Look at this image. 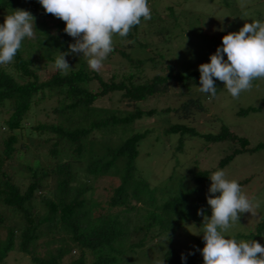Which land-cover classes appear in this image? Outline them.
<instances>
[{"label":"trees","instance_id":"16d2710c","mask_svg":"<svg viewBox=\"0 0 264 264\" xmlns=\"http://www.w3.org/2000/svg\"><path fill=\"white\" fill-rule=\"evenodd\" d=\"M15 9L30 11L37 31L34 39L22 41L13 63L0 65V124L4 130L0 131V264L14 251L27 255L31 264H135L136 253L144 255L152 245L172 243L182 223L193 216L192 208L211 211L208 194L204 198L200 194L207 190L213 170L237 154L264 148V141L249 146L245 136L224 124L216 133L198 132L186 124L187 118L205 107L197 91L199 68L179 69L162 51L182 25L172 6H166L170 20L151 12L152 19L142 20L126 38L114 36V51L106 60L125 63L131 70L121 77L111 73L106 78L91 70L82 54L66 57L71 69L61 75L55 58L75 42L63 31L65 22L46 14L38 0H0V11L6 15ZM47 18L57 20L54 32ZM166 49L171 51L170 45ZM47 67L53 69L47 71ZM147 68L163 72L149 77L143 75ZM221 84L215 80L216 87ZM173 89L175 98L181 94L184 98L165 110L186 121L169 122L164 133H179L177 149L182 148L184 136H198L208 144H230L211 169L198 168L194 160L188 169L194 186L181 175L176 186L161 188L152 185L137 167L138 144L145 133L134 131V122L154 112L141 109L140 102ZM116 93L130 108L97 103ZM257 109L247 106L238 112ZM40 111L43 116L37 117ZM24 136L31 143L22 141ZM35 138L39 140L33 142ZM21 156L27 158L21 160ZM100 178L109 187L106 195L95 196L93 183ZM248 181L249 177L238 180L240 185ZM157 188L162 195L156 194ZM245 233L228 238L257 241L264 233V214L253 231ZM194 246L202 249L203 239ZM178 248L165 249L162 260L199 264L203 258L194 257L193 248L187 252ZM182 253L186 261L181 260Z\"/></svg>","mask_w":264,"mask_h":264},{"label":"rangeland","instance_id":"374dc122","mask_svg":"<svg viewBox=\"0 0 264 264\" xmlns=\"http://www.w3.org/2000/svg\"><path fill=\"white\" fill-rule=\"evenodd\" d=\"M229 1L231 2L229 6H225L221 0H148L151 12H155L161 18L170 20L166 6H172L175 14L179 16L182 25L180 28H176V37L170 40L171 51L166 49L169 46L167 44H163L162 47V51L168 58L174 60L177 68L186 70L199 68L200 64L210 62V55L216 52L218 46H222V37L228 32H237L245 22L251 23L252 20L264 22V0H246L244 9L240 7L241 0ZM244 12H247L248 15L245 16ZM5 16L6 14L0 11V24L4 23ZM212 22L214 25L210 27ZM47 23L51 32L57 29L56 19L47 18ZM166 37L167 35L164 36V39H167ZM149 39L157 40L155 37ZM224 58L227 59L226 55ZM51 69L53 68L47 67V71ZM130 70V67L125 63L105 60L100 73L105 78L111 73H116L118 77H121L122 74ZM161 72H163L161 68L155 70L147 68L143 75L151 77L154 73ZM92 87L95 89L96 84H92ZM194 90L196 91V88L191 89L192 92ZM175 92L173 89L170 93L152 96L140 102L141 109L145 111L154 109V112L138 118L134 122V131L145 133L144 138L138 144L137 167L143 170V175L152 185L161 188L176 186L181 175H185L190 186H194L196 183L192 181L188 171L190 167L194 166V160L197 161L198 168L211 169L217 165V160L229 151V142L208 144L198 136H184L182 148L180 150L176 148L179 133H164L169 122L186 121L176 117L177 115H173L171 111L165 110L168 106H175L180 98H184V94L179 95L180 98H175ZM200 94L205 109L203 112L187 118V125L195 127L198 132L216 133L219 131L220 125L224 124L235 133L245 136L249 141V146L264 141V80L253 81V88L250 91L242 92L238 99L231 97L223 83L217 86L215 98L209 99V95L202 92ZM118 97L116 93L99 99L97 103L104 106L130 108L127 106L128 103L123 100L119 101ZM44 106L48 109L50 103ZM247 106L258 109L245 114L238 112L239 109ZM36 114L37 117L43 116L42 111ZM31 121L32 118L26 123ZM0 131H4L2 124H0ZM21 138L22 141L31 143L30 138L26 136ZM38 140L35 138L33 142ZM40 157L43 159V156L40 155ZM26 158L27 156H21V160ZM216 170H224L228 179L237 181L249 177V181L241 185L242 190L249 197L255 196L261 200V206L256 209L255 214H241L239 223L229 230L226 238L237 232L246 234L245 232L253 231L259 217L264 214V148L237 154L228 164ZM216 170H213L211 174ZM210 185L209 178L207 190L200 194V198H204L208 194ZM93 186L95 196L106 195L109 182L100 178L94 181ZM157 190L156 194L162 195L161 190L159 188ZM196 207L191 209L193 216L190 220L182 223L181 230L177 232L176 237L174 235L172 243L167 241L161 247L152 245L150 249L144 250V255L136 253L135 264H162L161 253L170 247L179 249L178 246L185 252L193 248L192 251L196 254L194 257L200 258L202 254L197 255L200 251L194 245L198 240L203 239V217L197 215ZM204 213L211 216V211L207 209H204ZM177 236H179L178 242L176 241ZM236 240L242 239L237 238ZM256 240L264 246V233ZM246 241L251 240L247 239ZM51 249L54 252L58 251L56 245H52ZM4 264H31V262L27 255L14 251L7 256ZM164 264L166 263L164 262ZM199 264H204L203 258Z\"/></svg>","mask_w":264,"mask_h":264},{"label":"clouds","instance_id":"9594fccd","mask_svg":"<svg viewBox=\"0 0 264 264\" xmlns=\"http://www.w3.org/2000/svg\"><path fill=\"white\" fill-rule=\"evenodd\" d=\"M38 2L46 14L65 22L63 31L75 40L68 45V51H59L55 58V67L61 75H67L71 69L66 57L80 54L86 58L91 70L99 72L114 51V36L126 38L142 20L152 19L148 0ZM240 7H246V0H241ZM244 15L248 13L244 12ZM35 19L25 9L12 10L5 16L4 23L0 24V65L13 63L22 41L35 38ZM199 72V90L209 95V99L217 95L215 80L223 83L233 99H238L242 92L250 91L253 81L264 80V22H245L239 31L224 35L222 46L210 55V62L199 65ZM209 178L211 185L207 204L211 208V216L205 215L203 208L197 210V215L203 217L204 241V247L197 250L201 252L204 264H264V246L259 242L226 238L229 230L239 223L241 214H255L261 200L244 193L240 183L228 179L224 170H216ZM181 260H187L183 253Z\"/></svg>","mask_w":264,"mask_h":264}]
</instances>
